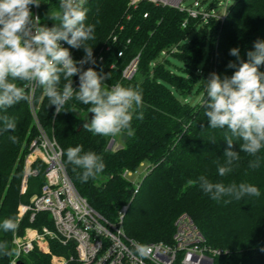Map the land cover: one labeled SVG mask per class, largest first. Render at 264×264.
<instances>
[{
	"label": "trees",
	"instance_id": "trees-1",
	"mask_svg": "<svg viewBox=\"0 0 264 264\" xmlns=\"http://www.w3.org/2000/svg\"><path fill=\"white\" fill-rule=\"evenodd\" d=\"M85 7L89 10L86 23L96 25L95 39L87 42L93 47L96 63L85 64V70L92 67L110 74V79L104 81L108 88L116 83L138 86L143 96V108L139 110L143 119L134 116V134L120 135L121 144L108 148L113 137L93 135L83 128L89 106L73 98L57 114L42 87L37 86V117L60 144L66 170L79 192L111 221H117L126 206L122 218L124 230L142 243L171 242L175 220L186 212L209 244L229 249V253L216 257L214 264H264V149L258 154L259 168H250L249 161L254 157L241 152L233 171L219 176L217 161L224 162L228 147L225 130L208 128L203 106L209 75L230 77L236 70L227 67L229 62H237L229 54L230 49L239 48L240 58L246 61V53L254 50V42L264 41V0H236L223 21L199 23L191 19L186 26L182 25L184 12L148 0L136 6L129 5V0H87ZM58 10L59 0H41L40 13L45 22L54 25L56 22L48 14ZM172 46L177 50L170 52ZM64 48L69 49L75 61L85 56L83 47L75 49L66 43ZM137 56L136 73L131 79L124 78L123 69ZM259 70L264 71V65ZM72 79L74 89L78 90V75ZM63 83L62 80L61 86ZM196 83L202 97L192 103L186 96ZM73 107L75 111L70 110ZM5 114L16 121L17 127L14 132H4L0 121V223L13 217L22 232L30 223L27 216L18 218V205L29 202L32 195L40 192L45 182V164L40 160L34 163L38 174L29 177L27 189L22 193L24 157L37 128L28 102L21 101L6 113L0 110V116ZM11 135L18 137L16 143L9 139ZM235 142L232 150L239 152L240 141ZM77 145H82L85 152L102 156L106 165L101 174L87 183L78 178L82 170L73 171L74 166L67 161V148ZM141 164L146 165V172L135 184L123 173L134 172ZM200 175L225 185L253 184L259 188L260 196L232 199L230 203L212 200L198 184L188 183ZM40 217L47 218L50 224L48 213H41ZM40 222L38 216L34 224ZM12 235L0 229V241H8L10 249ZM58 251L53 248V252ZM12 256L0 255V264H9ZM26 264H51L50 255L33 251Z\"/></svg>",
	"mask_w": 264,
	"mask_h": 264
},
{
	"label": "clouds",
	"instance_id": "clouds-1",
	"mask_svg": "<svg viewBox=\"0 0 264 264\" xmlns=\"http://www.w3.org/2000/svg\"><path fill=\"white\" fill-rule=\"evenodd\" d=\"M41 0H0V110L7 109L21 101L31 103L32 96L26 89L33 83L43 89L50 106L55 112L64 111L66 103L73 98L87 105L88 113L93 114L90 122L83 128L93 135L117 137L122 134L133 135L132 120L143 119V96L139 87L124 86L116 83L108 88L104 83L110 74L97 72L85 64H95L93 47L87 44L95 39V24L86 23L87 0H59V10L49 12L48 18L56 23L52 27L41 26L40 18L33 17L30 6L39 7ZM96 23H99L97 21ZM64 41L72 48L83 47L85 56L79 61L73 60L68 48L61 46ZM239 48L230 49V55L237 62H229L228 68H235L229 76L211 73L206 80L203 106L210 129L225 130L224 140L227 149L224 162L217 161L219 176L224 177L233 171L234 162L241 159L243 152L254 159L249 167H260V156L264 149V41L256 40L254 50L246 53L247 60L240 58ZM78 75L79 88L73 87V77ZM64 83L61 86V81ZM19 82V83H17ZM75 111L73 107L70 109ZM2 131L14 132L17 124L7 114L0 116ZM9 139L16 143L18 137ZM235 141H240V151H233ZM212 142H215L213 140ZM68 163L73 171L82 172L79 179L87 183L89 179L101 174L106 165L102 156L93 151H83L82 145L66 150ZM190 185H199L204 194L212 200H241L245 196L259 197V188L253 184L233 182H212L205 175L189 180ZM229 199H225V198ZM4 232L15 233L18 224L13 217L0 223ZM141 249V255H147ZM19 255L10 249L8 241H0V255Z\"/></svg>",
	"mask_w": 264,
	"mask_h": 264
},
{
	"label": "built area",
	"instance_id": "built-area-1",
	"mask_svg": "<svg viewBox=\"0 0 264 264\" xmlns=\"http://www.w3.org/2000/svg\"><path fill=\"white\" fill-rule=\"evenodd\" d=\"M140 1L129 0V5L136 6ZM148 1L184 12L186 16L182 25L186 26L191 19L199 23L223 21L236 0L220 1L218 4L212 1L209 5L206 0H192L190 4H185L187 0ZM30 10L34 18H40L41 26H54L43 20L40 6H30ZM60 44L65 47L66 42L61 41ZM176 50V46L170 48V52ZM118 55L121 56L122 51ZM137 64L138 56L123 69V77L131 79L137 71ZM37 86L33 83L26 89L32 96L28 105L37 133L25 158L21 192L26 191L29 177L38 174V169L33 165L39 160L45 164V182L29 202L18 205V218L27 216L30 224L22 232L17 230L13 233L12 249L18 251L19 255L14 252L9 264L19 261L26 264L25 257L28 259L33 251L50 255L51 264H214L216 257L229 253L227 248L209 244L186 212L175 220L171 242L142 243L128 236L124 230L122 218L126 206L122 208L117 221L108 220L97 211L75 186L66 170L60 144L47 133L37 117ZM123 174L128 177L132 171L126 170ZM45 212L50 224L47 218L40 219V214ZM38 216L41 222L36 225L34 222ZM54 247L60 251L53 252ZM141 249L148 250L146 256L141 255Z\"/></svg>",
	"mask_w": 264,
	"mask_h": 264
},
{
	"label": "rangeland",
	"instance_id": "rangeland-1",
	"mask_svg": "<svg viewBox=\"0 0 264 264\" xmlns=\"http://www.w3.org/2000/svg\"><path fill=\"white\" fill-rule=\"evenodd\" d=\"M212 1H213L215 4H218L220 1H226V0H206V4L209 5ZM230 1L233 2L234 0H230ZM191 2H192V0H187V1L185 2V4H190ZM161 56H163V55H161ZM169 59H170L173 63H177V60H176L174 57L169 56ZM173 67H174V66H172V68H173ZM175 70H176L177 72H180L179 69H175ZM198 90H199V83H196L195 86H194V88H193V90H192V92L189 93V94L186 96L187 100L191 101L192 103H196V102H198V101L201 99V97H202V92H201V91L197 92ZM177 96H179V95L177 94ZM114 139H115L116 141H114ZM115 142H116V144H115ZM117 144H121V136H120V135L117 136V137L111 138V139L109 140V143H108L107 147H108V148H111L113 145L117 146ZM27 154H28V152H27ZM27 154H26V155H27ZM26 155H25V157H24V162H25ZM145 172H146V165H145V164H141L137 170H135L134 172H132V174H130V175L128 174V178H129L130 180H132V181L136 184V182L142 177V175H143ZM23 175H24V168H23ZM23 175H22V178H23ZM21 184H22V181H21ZM32 197H33V195H32ZM32 197H31V198H32ZM31 198H30V199H31ZM25 260H27V257H25ZM10 261H11V260H10Z\"/></svg>",
	"mask_w": 264,
	"mask_h": 264
},
{
	"label": "water",
	"instance_id": "water-1",
	"mask_svg": "<svg viewBox=\"0 0 264 264\" xmlns=\"http://www.w3.org/2000/svg\"><path fill=\"white\" fill-rule=\"evenodd\" d=\"M92 115L93 114L89 113L88 119L86 120V122H90ZM17 264H23V262L19 261Z\"/></svg>",
	"mask_w": 264,
	"mask_h": 264
}]
</instances>
